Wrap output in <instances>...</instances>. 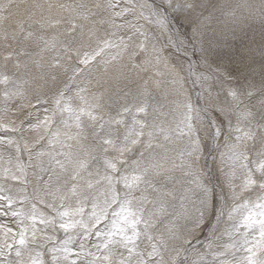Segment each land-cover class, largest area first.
<instances>
[{"label":"snow or ice","instance_id":"snow-or-ice-1","mask_svg":"<svg viewBox=\"0 0 264 264\" xmlns=\"http://www.w3.org/2000/svg\"><path fill=\"white\" fill-rule=\"evenodd\" d=\"M0 133V264H264V0H0Z\"/></svg>","mask_w":264,"mask_h":264},{"label":"rangeland","instance_id":"rangeland-1","mask_svg":"<svg viewBox=\"0 0 264 264\" xmlns=\"http://www.w3.org/2000/svg\"><path fill=\"white\" fill-rule=\"evenodd\" d=\"M212 2L215 3V2H217V0H212ZM219 2H224V0H219ZM129 18H131V17H129ZM175 23H176V26L178 28H180L181 33L183 35H186L189 39H191V34H192L191 26L189 24L185 23L182 19L176 20ZM212 39H214V37H213L212 33L209 32L207 34V36H206V40H212ZM164 42H166V41L165 40H161V43H164ZM168 51L170 52V54H172L173 60L175 61L177 59L176 55L173 52H171V50H168ZM193 58L196 59L198 57H193ZM180 59H183V58L181 57ZM185 86L189 89L190 94H191L192 99H193V102L196 103L197 100H196L195 92L198 91L199 89H193L191 84H186ZM0 134H2V133H0ZM202 163H203V161H202ZM208 163L212 166V175L214 177L213 183L221 182L222 178L220 177V173L217 170L216 165L212 163L211 159H209ZM29 172L31 173V169H29ZM29 179L30 180L33 179L31 175H29ZM206 229H207V224L205 225V230L204 231H200V232L197 233L196 237L194 238V243H195V239H199L200 241H203L205 239ZM223 242H227V237L223 238ZM196 248L197 249H201L202 248V244H197Z\"/></svg>","mask_w":264,"mask_h":264}]
</instances>
